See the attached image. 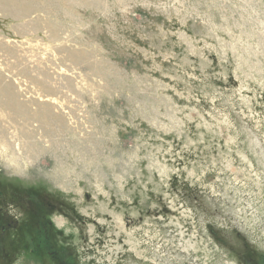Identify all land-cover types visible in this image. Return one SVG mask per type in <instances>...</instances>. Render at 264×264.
Listing matches in <instances>:
<instances>
[{
  "label": "rangeland",
  "instance_id": "1",
  "mask_svg": "<svg viewBox=\"0 0 264 264\" xmlns=\"http://www.w3.org/2000/svg\"><path fill=\"white\" fill-rule=\"evenodd\" d=\"M53 1L0 9V179L74 202L54 221L79 264L264 255V0ZM45 95L64 129L35 113Z\"/></svg>",
  "mask_w": 264,
  "mask_h": 264
},
{
  "label": "flooded vegetation",
  "instance_id": "2",
  "mask_svg": "<svg viewBox=\"0 0 264 264\" xmlns=\"http://www.w3.org/2000/svg\"><path fill=\"white\" fill-rule=\"evenodd\" d=\"M2 180L0 264H14L23 253L33 255L39 263L51 261L53 264H79V256L73 247L58 240L65 234V230L54 221L56 216L67 220L77 216L79 211L74 202L57 191L25 190L20 185L4 183ZM205 230L214 244H232L229 238L231 234L228 235L226 227L209 223ZM238 258L244 260V264H264V255L250 253L244 243L239 245Z\"/></svg>",
  "mask_w": 264,
  "mask_h": 264
},
{
  "label": "bare ground",
  "instance_id": "3",
  "mask_svg": "<svg viewBox=\"0 0 264 264\" xmlns=\"http://www.w3.org/2000/svg\"><path fill=\"white\" fill-rule=\"evenodd\" d=\"M60 1H61V3L67 4V5H72V4L75 5L76 4V0H60ZM81 2L83 4H85L87 2V0H81ZM55 5H56V3L53 0H0V9L5 10L10 15H13L14 18H16V16L23 15L28 11L37 10L40 7H49V6L54 7ZM62 8H64V11H68V9H71L69 7H64V6H62ZM111 71H114V70H111ZM111 78L112 77H110V79ZM5 96L8 97V99L6 100L8 106H10L16 110H20V112H23V113L27 112L25 110V107H23L20 103H17V101L14 99L13 94L6 93ZM45 96H46V98H44V100H43L44 103L40 104L39 107L35 108V110L37 109L35 113L40 114L43 117L45 123L47 122L50 125L56 124L57 126H60L61 128L64 129V127H67L66 123L63 120H61L59 118V116L55 115L53 113V111L51 110V108H55V110L60 109L58 101L54 97H47L48 95H45ZM52 103H54V105ZM57 121H59V122H57ZM31 140L32 141H30L29 144H26L27 145L26 149H29L32 152H33V150L38 151L40 147L35 145V136L34 135L31 137ZM32 143H34V144H32ZM54 145L56 146V144H54ZM21 148H23V147H21ZM131 169H132V167H131ZM120 170L125 171V168L123 165L121 166ZM99 177H100V175H99ZM66 181L67 180L62 179V178H59V179L57 178V179L53 180L54 183L61 184V186L64 188H70L68 186L70 184H68ZM89 182H90V180H89ZM106 182H108V181H106ZM119 194L121 195V192ZM117 196H119V195H117ZM62 224H63V222L61 223V225H59L60 228H62V226H64V224L63 225Z\"/></svg>",
  "mask_w": 264,
  "mask_h": 264
}]
</instances>
